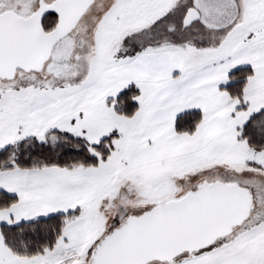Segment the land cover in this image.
Instances as JSON below:
<instances>
[{
  "label": "snow or ice",
  "instance_id": "6c2138e0",
  "mask_svg": "<svg viewBox=\"0 0 264 264\" xmlns=\"http://www.w3.org/2000/svg\"><path fill=\"white\" fill-rule=\"evenodd\" d=\"M0 264H264V0H0Z\"/></svg>",
  "mask_w": 264,
  "mask_h": 264
}]
</instances>
